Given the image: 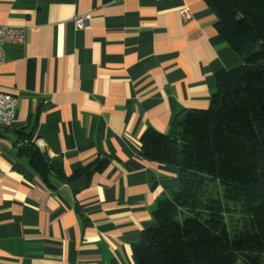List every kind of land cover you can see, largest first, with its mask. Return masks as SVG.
I'll use <instances>...</instances> for the list:
<instances>
[{
	"label": "crops",
	"instance_id": "crops-1",
	"mask_svg": "<svg viewBox=\"0 0 264 264\" xmlns=\"http://www.w3.org/2000/svg\"><path fill=\"white\" fill-rule=\"evenodd\" d=\"M216 20L205 0H0V25L25 29L0 64L17 100L0 125V264L135 263L178 186L176 166L142 156L143 133L208 107L215 74L242 64ZM21 134L61 164L53 186L19 154Z\"/></svg>",
	"mask_w": 264,
	"mask_h": 264
},
{
	"label": "trees",
	"instance_id": "trees-1",
	"mask_svg": "<svg viewBox=\"0 0 264 264\" xmlns=\"http://www.w3.org/2000/svg\"><path fill=\"white\" fill-rule=\"evenodd\" d=\"M217 16V38L242 64L215 74L208 107L178 115L168 134L147 129L144 158L178 168V186L159 199L155 226L133 248L134 264H264V0H205ZM19 154L44 182L61 172L34 144L18 138ZM98 160L85 170L99 168ZM217 184L222 196L206 193ZM239 205L245 223L226 215Z\"/></svg>",
	"mask_w": 264,
	"mask_h": 264
},
{
	"label": "built area",
	"instance_id": "built-area-1",
	"mask_svg": "<svg viewBox=\"0 0 264 264\" xmlns=\"http://www.w3.org/2000/svg\"><path fill=\"white\" fill-rule=\"evenodd\" d=\"M184 18L189 17V12L186 9L181 10ZM76 28H85L90 23V15H76L73 19ZM25 35L23 27H14L8 25H0V64L4 58V45L6 43L22 42ZM17 100L14 96L6 93L0 88V125L9 126L13 123L16 116Z\"/></svg>",
	"mask_w": 264,
	"mask_h": 264
},
{
	"label": "rangeland",
	"instance_id": "rangeland-1",
	"mask_svg": "<svg viewBox=\"0 0 264 264\" xmlns=\"http://www.w3.org/2000/svg\"><path fill=\"white\" fill-rule=\"evenodd\" d=\"M206 193L218 198L222 196V189L219 185L210 183L206 186ZM229 206L234 209V211L226 215L229 227L232 229L241 228V226L245 223V218L240 206L232 204H229ZM238 264H242L241 260H238Z\"/></svg>",
	"mask_w": 264,
	"mask_h": 264
}]
</instances>
